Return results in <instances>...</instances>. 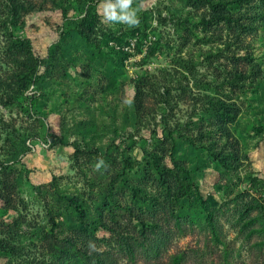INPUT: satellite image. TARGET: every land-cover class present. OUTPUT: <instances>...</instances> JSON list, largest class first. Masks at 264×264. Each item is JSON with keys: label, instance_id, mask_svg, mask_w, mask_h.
Masks as SVG:
<instances>
[{"label": "rangeland", "instance_id": "1", "mask_svg": "<svg viewBox=\"0 0 264 264\" xmlns=\"http://www.w3.org/2000/svg\"><path fill=\"white\" fill-rule=\"evenodd\" d=\"M32 1L19 31L0 0V81L30 65L21 41L38 62L0 92V264H264V0H134L135 28Z\"/></svg>", "mask_w": 264, "mask_h": 264}, {"label": "trees", "instance_id": "2", "mask_svg": "<svg viewBox=\"0 0 264 264\" xmlns=\"http://www.w3.org/2000/svg\"><path fill=\"white\" fill-rule=\"evenodd\" d=\"M93 1H96V0H52L51 3L53 4V8L51 9L60 8L63 17L67 18L68 17V9H67L68 4L75 2L76 5H79V4L90 3ZM207 1H210V0H207ZM7 3H8V9H9L8 19H7L8 25H11L12 27H14L15 29L19 31H25L26 24H27V16L29 14L36 12V11L41 12V11L48 9L43 4L34 3L32 0H7ZM83 35L86 36L87 33L83 32ZM86 39L88 40V38ZM16 47L20 51L22 52L27 51L30 54V57L28 58L30 65L26 66V69H28L27 71L26 69L21 71V73L18 75V78L16 79V82L14 84H10V82L8 81H0V92L2 90L14 92V89L16 87L15 88H12V87L15 84H17L18 90L22 88L21 91L24 92L30 87L32 83L34 73L31 70L37 68L38 65H34V63L38 64V62L36 61L35 56H34V51H33V47L31 44V40H28L27 42L21 41L20 44H16ZM106 89L113 90V91L117 90L115 83H112V82L111 84H108ZM226 116H228L227 113L223 117H226ZM63 141L64 140H61L59 142H63ZM177 149H182V147L178 146ZM234 160H237V157H235ZM218 161L220 163H223L224 165H226L227 163L226 161L222 160V158H220ZM153 166L160 173L164 172V169L161 168V166H159L157 163L153 164ZM173 166H174V169L166 170V172L176 176V180L178 182V197L177 198L183 199V200H190L195 197L200 207L208 215L207 222H208L209 228L214 238L218 241H221L219 237L217 225L214 220L215 212L209 200L204 196V193L201 187L195 183L190 170L184 164H181L177 162L176 160H173ZM2 201H3V204L0 205V213L8 211L11 207V201L9 199H2ZM260 201L264 202V197L261 198ZM95 225H98L99 227V224H95ZM0 248L8 249V245L2 244ZM182 259H183L182 255H176L173 258L172 264H181Z\"/></svg>", "mask_w": 264, "mask_h": 264}, {"label": "clouds", "instance_id": "3", "mask_svg": "<svg viewBox=\"0 0 264 264\" xmlns=\"http://www.w3.org/2000/svg\"><path fill=\"white\" fill-rule=\"evenodd\" d=\"M140 8L134 7V0H103L102 8L98 9L101 23L124 24L129 28L138 27L140 24L138 13ZM103 161L97 163L99 168Z\"/></svg>", "mask_w": 264, "mask_h": 264}]
</instances>
